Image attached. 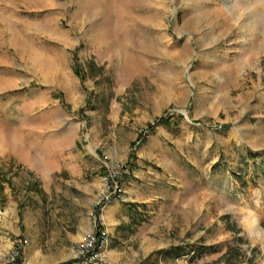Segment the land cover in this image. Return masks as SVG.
<instances>
[{
	"label": "rangeland",
	"instance_id": "obj_1",
	"mask_svg": "<svg viewBox=\"0 0 264 264\" xmlns=\"http://www.w3.org/2000/svg\"><path fill=\"white\" fill-rule=\"evenodd\" d=\"M139 158L162 200L109 264H264V0H0V264H77Z\"/></svg>",
	"mask_w": 264,
	"mask_h": 264
},
{
	"label": "crops",
	"instance_id": "obj_2",
	"mask_svg": "<svg viewBox=\"0 0 264 264\" xmlns=\"http://www.w3.org/2000/svg\"><path fill=\"white\" fill-rule=\"evenodd\" d=\"M143 165L141 158L137 159L133 172L123 183L124 193L119 199H112L101 214L102 227L106 228L110 236V259L113 263L123 258V253L127 250L122 245L130 241L131 245L134 243L138 238V229L145 224L147 217L153 216L162 200L154 193L160 180L167 179V173L162 175L153 169H146ZM103 170L105 172L98 176L99 184L96 185L99 190L103 188L107 172Z\"/></svg>",
	"mask_w": 264,
	"mask_h": 264
},
{
	"label": "built area",
	"instance_id": "obj_3",
	"mask_svg": "<svg viewBox=\"0 0 264 264\" xmlns=\"http://www.w3.org/2000/svg\"><path fill=\"white\" fill-rule=\"evenodd\" d=\"M128 167L129 163L124 160L105 164L107 172L103 180V188L93 207L95 220L91 233L77 246L75 256L77 264H109L110 236L106 228L102 227L101 214L112 199H119L124 193L122 181L129 172ZM20 255L19 250L15 251L6 264H28L20 259Z\"/></svg>",
	"mask_w": 264,
	"mask_h": 264
},
{
	"label": "trees",
	"instance_id": "obj_4",
	"mask_svg": "<svg viewBox=\"0 0 264 264\" xmlns=\"http://www.w3.org/2000/svg\"><path fill=\"white\" fill-rule=\"evenodd\" d=\"M159 124H162V125H170V121H169V118H166V119H161L159 121H157ZM155 128V125L151 126V129L153 130Z\"/></svg>",
	"mask_w": 264,
	"mask_h": 264
}]
</instances>
